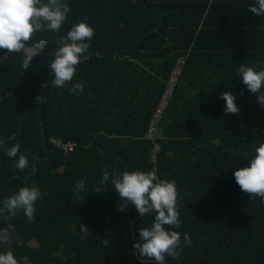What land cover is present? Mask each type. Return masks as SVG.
<instances>
[{
	"label": "trees",
	"instance_id": "1",
	"mask_svg": "<svg viewBox=\"0 0 264 264\" xmlns=\"http://www.w3.org/2000/svg\"><path fill=\"white\" fill-rule=\"evenodd\" d=\"M66 2L59 31L37 32L32 42L54 50L74 25L91 26L90 56L72 80L83 92L69 91L72 82L53 86L52 59L35 56L24 71L22 55L0 50V206L21 187L42 194L34 222L22 211L0 219L9 233L0 253L11 251L18 264H156L133 248L154 214L141 218L111 179L102 184L106 168L176 181L182 226L165 227L192 243L165 264H264V202L249 200L233 174L264 143V107L237 74L257 62L264 69V16L248 10L256 0ZM180 57L169 105L154 141L146 139ZM226 91L239 115H224ZM54 136L78 147L65 155L49 143ZM16 144L29 161L23 171L6 154Z\"/></svg>",
	"mask_w": 264,
	"mask_h": 264
},
{
	"label": "clouds",
	"instance_id": "2",
	"mask_svg": "<svg viewBox=\"0 0 264 264\" xmlns=\"http://www.w3.org/2000/svg\"><path fill=\"white\" fill-rule=\"evenodd\" d=\"M248 10L256 16H264V0H256L255 5H249ZM71 9L66 0H0V50L6 53L20 54L24 57L21 67L24 71L30 68L33 58L46 49L47 41L32 42V37L40 31L57 32L64 23ZM94 36V29L86 22L74 25L66 36H58L55 43L58 45L53 53L54 59L48 65L54 75L53 86L64 87L71 83L76 73V66L81 57L89 48L86 41ZM241 65L237 74L247 87L255 94L257 103L264 107V69ZM84 86L80 83L72 84L69 91L83 92ZM243 94V93H241ZM225 101L224 115H239L236 96L231 92H223L220 96ZM4 141L0 140V144ZM9 158L15 160L14 169L23 171L29 166L27 157L20 152V145L16 144L7 149ZM19 154V155H18ZM247 157V153H244ZM18 156V159H17ZM234 178L242 192L249 200L259 198L264 202V143L255 149V155L247 166L234 171ZM111 179L119 197L131 203L142 218L154 214L149 227L139 229V241L133 248L141 257L154 260L156 264H165V257L181 258L184 247L190 246L192 241L185 233L183 240L176 231L166 230L165 226L180 228L182 220L178 205V192L175 180L158 179L155 171H125L120 177L115 173L111 176L107 169L103 173L101 183ZM82 185L77 186V192ZM42 198L37 187H21L18 192L6 197L0 206V219L10 220L17 212L22 211L28 222L35 221V203ZM126 208V207H125ZM125 208H121L123 211ZM7 230H0V242L8 238ZM0 264H18L11 251L0 253Z\"/></svg>",
	"mask_w": 264,
	"mask_h": 264
},
{
	"label": "built area",
	"instance_id": "3",
	"mask_svg": "<svg viewBox=\"0 0 264 264\" xmlns=\"http://www.w3.org/2000/svg\"><path fill=\"white\" fill-rule=\"evenodd\" d=\"M52 51L47 52V51L43 50L37 56H43V57H47L49 59L50 58L54 59V55H53L54 52H52ZM88 56H90V54H87L85 57L87 58ZM183 64H184V57L178 58L176 63H175V66L172 69V72H171L169 80L166 84V87L163 90V92L161 93L160 98H159V100L156 104V107L154 109V112L152 114V117L150 119L148 131L145 135L146 139H150V140L154 141V135L156 132V128H157L162 116L164 115L166 108L169 105L171 96L173 95L175 85L178 81V77L180 75L181 68H182ZM49 143L53 147L61 150L65 155L72 152L74 149H76L78 147V143L75 141H65L61 137H55V136L49 138ZM156 151H158V148H156Z\"/></svg>",
	"mask_w": 264,
	"mask_h": 264
},
{
	"label": "rangeland",
	"instance_id": "4",
	"mask_svg": "<svg viewBox=\"0 0 264 264\" xmlns=\"http://www.w3.org/2000/svg\"><path fill=\"white\" fill-rule=\"evenodd\" d=\"M56 49H57V48H56ZM56 49H54V50H53V49H48L47 46H46L45 51L49 52V51H52V50H53L52 52H55ZM85 56H86V55H85ZM40 57H43V56H40ZM45 58H47V57H45ZM48 59H49V58H48ZM50 59H53V58H50ZM83 59H86V58L82 57L81 60H83ZM73 82H74V81H73ZM6 243H7V245L9 244V243H8V240L6 241Z\"/></svg>",
	"mask_w": 264,
	"mask_h": 264
},
{
	"label": "crops",
	"instance_id": "5",
	"mask_svg": "<svg viewBox=\"0 0 264 264\" xmlns=\"http://www.w3.org/2000/svg\"><path fill=\"white\" fill-rule=\"evenodd\" d=\"M72 83H76V82L75 81L74 82L72 81Z\"/></svg>",
	"mask_w": 264,
	"mask_h": 264
},
{
	"label": "water",
	"instance_id": "6",
	"mask_svg": "<svg viewBox=\"0 0 264 264\" xmlns=\"http://www.w3.org/2000/svg\"><path fill=\"white\" fill-rule=\"evenodd\" d=\"M41 132H43V129H41Z\"/></svg>",
	"mask_w": 264,
	"mask_h": 264
}]
</instances>
